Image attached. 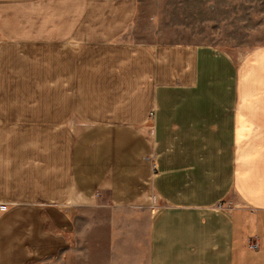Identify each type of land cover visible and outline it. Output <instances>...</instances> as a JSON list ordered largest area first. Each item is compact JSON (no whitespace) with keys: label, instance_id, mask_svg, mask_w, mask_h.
Wrapping results in <instances>:
<instances>
[{"label":"crops","instance_id":"obj_1","mask_svg":"<svg viewBox=\"0 0 264 264\" xmlns=\"http://www.w3.org/2000/svg\"><path fill=\"white\" fill-rule=\"evenodd\" d=\"M136 7L0 0V264L94 228L102 264H264V46L129 42Z\"/></svg>","mask_w":264,"mask_h":264},{"label":"rangeland","instance_id":"obj_2","mask_svg":"<svg viewBox=\"0 0 264 264\" xmlns=\"http://www.w3.org/2000/svg\"><path fill=\"white\" fill-rule=\"evenodd\" d=\"M123 39L145 45H210L236 60L264 46V0H137ZM91 219L95 224L101 216ZM94 229L82 235L68 264L103 263L104 250L93 238L101 230Z\"/></svg>","mask_w":264,"mask_h":264},{"label":"built area","instance_id":"obj_3","mask_svg":"<svg viewBox=\"0 0 264 264\" xmlns=\"http://www.w3.org/2000/svg\"><path fill=\"white\" fill-rule=\"evenodd\" d=\"M251 248H256L257 247V244L254 242L250 245Z\"/></svg>","mask_w":264,"mask_h":264}]
</instances>
